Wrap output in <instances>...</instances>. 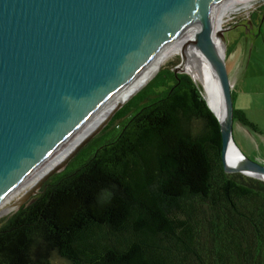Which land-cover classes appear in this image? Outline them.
I'll return each mask as SVG.
<instances>
[{"label": "trees", "instance_id": "16d2710c", "mask_svg": "<svg viewBox=\"0 0 264 264\" xmlns=\"http://www.w3.org/2000/svg\"><path fill=\"white\" fill-rule=\"evenodd\" d=\"M222 146L200 87L158 71L1 220L0 264H264V182L228 176Z\"/></svg>", "mask_w": 264, "mask_h": 264}, {"label": "water", "instance_id": "95a60500", "mask_svg": "<svg viewBox=\"0 0 264 264\" xmlns=\"http://www.w3.org/2000/svg\"><path fill=\"white\" fill-rule=\"evenodd\" d=\"M225 1L0 0V203L108 114L188 31L191 49L209 62L218 81L223 116L207 104L220 124L226 174L264 182L230 168L228 149L234 144L240 166L264 173V159L246 156L234 140L236 123L248 128L235 113L225 31H209L213 9ZM219 9L215 20H223L233 6L221 17ZM181 58L174 71L188 74L183 68L184 51ZM117 112L43 174L13 207L21 208L48 179L63 171Z\"/></svg>", "mask_w": 264, "mask_h": 264}, {"label": "rangeland", "instance_id": "374dc122", "mask_svg": "<svg viewBox=\"0 0 264 264\" xmlns=\"http://www.w3.org/2000/svg\"><path fill=\"white\" fill-rule=\"evenodd\" d=\"M237 6L240 9L226 17L225 22L220 26V29L225 31V56L234 95V105L236 110L242 113L247 112L250 119L257 124L258 130L263 131L264 0L251 1L247 7H244L243 4ZM181 61V52L173 54L161 64L153 75L165 68L175 70L181 64ZM196 84L206 98L202 84L200 82H196ZM257 131L246 129L236 123L233 136L237 146L246 156L264 159V142L261 134ZM29 189L30 187L15 196L0 209V212L15 205ZM15 211L16 208L13 207L9 214L0 218V222ZM52 264L69 263L59 256H54Z\"/></svg>", "mask_w": 264, "mask_h": 264}, {"label": "bare ground", "instance_id": "6f19581e", "mask_svg": "<svg viewBox=\"0 0 264 264\" xmlns=\"http://www.w3.org/2000/svg\"><path fill=\"white\" fill-rule=\"evenodd\" d=\"M254 0H226L220 8V4H218L212 11L209 31L211 33L220 31V26L225 22V18L229 17L232 12L238 11L240 8L237 6L238 4H243L244 7H247L248 4ZM233 6V9L224 17L223 20H215L216 13L218 12V17H221L222 14L227 10L229 5ZM248 9V8H247ZM217 42L224 52V43L220 36L217 38ZM191 35L186 32L181 36L176 45L164 56V58L152 69V71L142 79L136 86L132 88L129 94L119 103H117L112 110L103 116L101 119L94 122L90 125L86 130H84L81 134L73 138L63 149H61L57 154H55L52 158H50L42 167H40L34 174H32L15 192L9 195L0 203V209L3 208L6 204H8L15 196H17L22 191L27 188H31L34 184L39 180V178L45 174L50 169L58 166L63 160L68 156V154L75 148V146L83 140L90 132H92L97 126H99L111 112L115 110H120L125 104H127L136 94H138L144 87L150 82V80L154 77L155 71L163 64L171 55L177 54L178 52L185 53L186 63L184 64V70L191 75L195 82H200L205 90L207 102L210 107L214 111V113L218 117L223 116V107L221 101V94L218 85L217 78L213 69L211 68L209 62L199 53L192 50L191 47ZM153 75V76H152ZM228 157L230 159V168L233 170L240 171L241 173H245L248 175H252L258 177L260 179H264V173L257 169L246 168L239 165L241 156L238 153L234 144H231L228 149ZM13 206L8 207L7 209L0 212V218L9 214L12 210Z\"/></svg>", "mask_w": 264, "mask_h": 264}, {"label": "crops", "instance_id": "0c3cea01", "mask_svg": "<svg viewBox=\"0 0 264 264\" xmlns=\"http://www.w3.org/2000/svg\"><path fill=\"white\" fill-rule=\"evenodd\" d=\"M245 114V116H246V118L248 119V121L250 122V123H252V124H254L255 126H257V124L254 122V121H252L251 119H250V117H249V115H248V113L247 112H245L244 113ZM259 131V130H258ZM257 131V132H258ZM259 133L261 134V136H262V140H263V142H264V130L262 131H259Z\"/></svg>", "mask_w": 264, "mask_h": 264}]
</instances>
